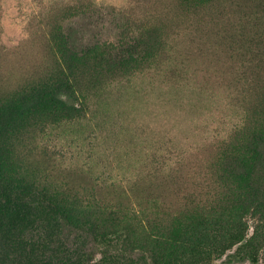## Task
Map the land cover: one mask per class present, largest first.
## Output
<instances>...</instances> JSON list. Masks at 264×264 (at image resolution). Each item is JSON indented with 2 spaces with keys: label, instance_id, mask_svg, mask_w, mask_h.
Masks as SVG:
<instances>
[{
  "label": "rangeland",
  "instance_id": "obj_1",
  "mask_svg": "<svg viewBox=\"0 0 264 264\" xmlns=\"http://www.w3.org/2000/svg\"><path fill=\"white\" fill-rule=\"evenodd\" d=\"M126 25L160 36L153 58L93 86L72 71L79 114L4 134L0 264H264L217 256L264 253V160L248 187L220 164L264 122V0H0V103L53 81L56 29Z\"/></svg>",
  "mask_w": 264,
  "mask_h": 264
},
{
  "label": "trees",
  "instance_id": "obj_2",
  "mask_svg": "<svg viewBox=\"0 0 264 264\" xmlns=\"http://www.w3.org/2000/svg\"><path fill=\"white\" fill-rule=\"evenodd\" d=\"M185 4L193 5L196 0H182ZM86 16L98 12L90 7L85 8ZM98 16V15H97ZM96 24L97 21L95 20ZM53 36L55 53L58 56L59 67L51 82L26 89L0 103V219L4 215L6 205L13 194L5 189L3 175L6 166V155L2 152V138L8 133L13 121L22 120L31 114L58 111L64 114H79L85 105L84 91L78 77H72V71L79 72L81 78L91 86L104 76L122 75L139 63L146 62L155 56L161 46L160 36L150 40L148 31H131L128 25L119 32L113 40H101L94 37L88 43L73 41V32L62 28L56 29ZM76 38V37H75ZM74 38V39H75ZM82 39V38H81ZM80 39V40H81ZM249 141L232 144L223 151L220 164L228 167L248 187L253 177L255 167L263 165L264 160V122L249 134ZM228 168H226L228 170ZM205 235L201 240L206 239ZM218 247V246H217ZM264 253L218 252V258L223 261L249 260L257 263ZM204 256H207L206 254ZM216 256V258H217ZM235 262V261H234Z\"/></svg>",
  "mask_w": 264,
  "mask_h": 264
}]
</instances>
